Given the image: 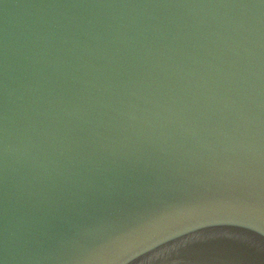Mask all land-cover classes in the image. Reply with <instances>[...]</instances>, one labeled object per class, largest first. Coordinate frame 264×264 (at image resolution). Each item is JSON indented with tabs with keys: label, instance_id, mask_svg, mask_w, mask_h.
Here are the masks:
<instances>
[{
	"label": "water",
	"instance_id": "95a60500",
	"mask_svg": "<svg viewBox=\"0 0 264 264\" xmlns=\"http://www.w3.org/2000/svg\"><path fill=\"white\" fill-rule=\"evenodd\" d=\"M0 264H264V0H0Z\"/></svg>",
	"mask_w": 264,
	"mask_h": 264
}]
</instances>
